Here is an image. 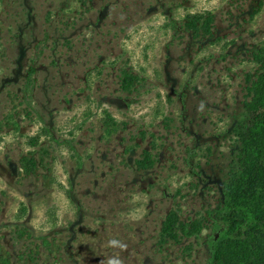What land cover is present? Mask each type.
I'll return each mask as SVG.
<instances>
[{"label": "rangeland", "instance_id": "obj_1", "mask_svg": "<svg viewBox=\"0 0 264 264\" xmlns=\"http://www.w3.org/2000/svg\"><path fill=\"white\" fill-rule=\"evenodd\" d=\"M262 46L264 0H0V264H205Z\"/></svg>", "mask_w": 264, "mask_h": 264}, {"label": "trees", "instance_id": "obj_2", "mask_svg": "<svg viewBox=\"0 0 264 264\" xmlns=\"http://www.w3.org/2000/svg\"><path fill=\"white\" fill-rule=\"evenodd\" d=\"M197 19L193 16L190 22L194 31H199ZM207 20L203 22L206 31ZM257 61L264 68V46L257 52ZM135 80L132 72L124 70V88L130 90ZM252 92L245 118L237 126L241 144L236 173L225 184L220 205L211 212L205 264H264V74ZM160 235L164 241L199 238L201 229L170 215Z\"/></svg>", "mask_w": 264, "mask_h": 264}]
</instances>
